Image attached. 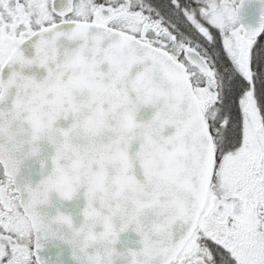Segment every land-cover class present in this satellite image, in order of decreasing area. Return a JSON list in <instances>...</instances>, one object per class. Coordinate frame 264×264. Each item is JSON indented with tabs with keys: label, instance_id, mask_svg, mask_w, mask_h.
<instances>
[{
	"label": "snow or ice",
	"instance_id": "6c2138e0",
	"mask_svg": "<svg viewBox=\"0 0 264 264\" xmlns=\"http://www.w3.org/2000/svg\"><path fill=\"white\" fill-rule=\"evenodd\" d=\"M244 3L0 0V264H43L48 239L77 264H264V14L242 25ZM53 193L83 197L78 223L40 210Z\"/></svg>",
	"mask_w": 264,
	"mask_h": 264
},
{
	"label": "water",
	"instance_id": "95a60500",
	"mask_svg": "<svg viewBox=\"0 0 264 264\" xmlns=\"http://www.w3.org/2000/svg\"><path fill=\"white\" fill-rule=\"evenodd\" d=\"M264 1V0H259ZM47 152L43 151L40 157L29 158L21 165L20 173L17 177L18 181H27L32 186H35L39 180L47 175L50 171L51 163L50 159H46ZM41 160H43V167L41 166ZM51 205H55L53 208L51 205L40 206L42 212L46 211L50 216L55 214L56 208L60 211L70 213L74 223H78L80 217L78 215L79 210L83 206V197L77 196L71 201H61L56 194L50 196ZM63 230V229H62ZM136 236L132 233L121 234V240L124 241L130 247H138L136 244ZM119 248L120 245H117ZM39 255L43 260V264H77L72 258V249L70 246L62 242L59 239H48L43 241L42 247L39 250Z\"/></svg>",
	"mask_w": 264,
	"mask_h": 264
},
{
	"label": "flooded vegetation",
	"instance_id": "af4514ba",
	"mask_svg": "<svg viewBox=\"0 0 264 264\" xmlns=\"http://www.w3.org/2000/svg\"><path fill=\"white\" fill-rule=\"evenodd\" d=\"M264 14V1L245 0L239 13V22L242 25L256 27Z\"/></svg>",
	"mask_w": 264,
	"mask_h": 264
}]
</instances>
